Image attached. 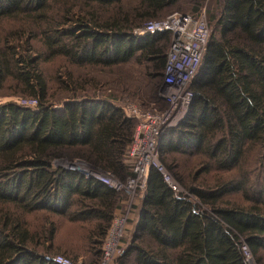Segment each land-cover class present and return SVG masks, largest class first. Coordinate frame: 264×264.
<instances>
[{"label": "trees", "instance_id": "trees-1", "mask_svg": "<svg viewBox=\"0 0 264 264\" xmlns=\"http://www.w3.org/2000/svg\"><path fill=\"white\" fill-rule=\"evenodd\" d=\"M179 1L0 0V94L37 99L0 103V264H58L56 255L71 252L63 222L86 230L84 252L71 254L100 262L121 194L53 160L79 157L122 179L132 174L126 154L138 121L114 97H99L94 72L135 60L163 78L170 34L133 31ZM210 24L193 100L158 147L197 156L185 175L163 158L190 195L152 167L116 264H248L244 242L264 264V0H221ZM60 58L66 65L51 84L42 64ZM236 192L243 202L228 198Z\"/></svg>", "mask_w": 264, "mask_h": 264}, {"label": "built area", "instance_id": "built-area-1", "mask_svg": "<svg viewBox=\"0 0 264 264\" xmlns=\"http://www.w3.org/2000/svg\"><path fill=\"white\" fill-rule=\"evenodd\" d=\"M210 32L204 8L197 14L175 11L164 18L150 20L134 29L133 33L137 36L156 33H169L171 36L161 86V97L169 103L170 107L166 111L156 110L154 112L146 111L134 104L125 108L127 116L139 121L127 155V162L136 175V177L133 173L130 175L134 177H130L128 188L135 189L138 185L136 180L142 181V185L145 186L150 169L155 167L163 174L164 180L179 192V186L172 174L158 162L157 144L162 132L167 128L177 126L187 114L194 97L191 83L206 52ZM21 104L36 106L37 99H23ZM83 174L87 177H94L115 190H120L123 185L116 179L112 180L117 183L94 173ZM125 226L126 217L118 218L115 221L113 218L103 246L101 264H112L118 252L122 253L120 241ZM242 248L247 255L249 248L245 242ZM55 262L58 264H80L63 254L56 255Z\"/></svg>", "mask_w": 264, "mask_h": 264}, {"label": "rangeland", "instance_id": "rangeland-1", "mask_svg": "<svg viewBox=\"0 0 264 264\" xmlns=\"http://www.w3.org/2000/svg\"><path fill=\"white\" fill-rule=\"evenodd\" d=\"M221 0H180L176 5L168 9V11L165 13V15L162 17H166L169 14L175 12V11H184L188 13H194L196 11H200L202 8L206 10L207 14V20L210 27V15L213 13L218 12V6L219 2ZM211 30V27H210ZM170 41L166 43V41H162V45L166 47L165 54L168 53ZM204 57V55H203ZM203 60V58H202ZM201 60V63H202ZM65 64V59H57L55 61L50 62H44L42 64L43 70L47 78L49 79L50 83L53 84V78L60 74V71L62 69V65ZM146 64H139L135 60H132L131 62L125 64L120 70L117 68L111 69V72L106 69L105 72H94V75L99 78L101 85L99 93V97H114L116 99V102L121 105L124 108H128L129 106L138 105L145 109L146 111H166L169 109L170 105L167 101L163 100L161 97L162 92V78H155L152 76H149L146 72ZM201 65V64H200ZM23 99H31L29 97H23L13 94V90L6 89L1 92L0 94V103L6 102V101H15L18 103H21ZM56 107H61V104H56ZM184 119V118H183ZM182 119V120H183ZM182 120L180 122H182ZM138 121V120H137ZM179 122V123H180ZM137 123V122H136ZM139 124V121L137 125ZM179 125V124H178ZM137 127V126H136ZM174 127V126H173ZM136 130V129H135ZM161 137V135H160ZM157 144V154H158V162L162 164L167 171H169L172 176L174 177V180L179 186V192L183 193H190L188 190L175 178L173 173L168 169L165 162L163 161V158H166L168 162H171L173 160L177 161V164L180 165L178 170L183 173L184 175L187 174L190 171L194 170V162L197 158V156H192L189 154V152H161L159 147V140ZM129 147L127 149L128 155ZM128 157V156H127ZM255 153L251 152L250 155L247 158L245 167L249 171L250 176L253 180V177L256 178L258 176V169L255 162ZM129 167V171L133 173V170L131 169L130 165L127 164ZM53 166H62L69 169H74L77 171H81L83 173H94L95 175H99L102 177H107L110 181L116 182L112 179L119 180L123 185L121 186L120 190H116L121 194V200L119 207L117 208L115 215H114V221L118 218L126 217V226L123 236L121 237V249L122 253L124 249L128 246V243L132 239L134 227H135V220L137 215V209L140 205L141 199L144 194V189L146 187L142 185V181L136 180L138 185L135 187V189L128 188V181L131 179L128 176L126 179H122L121 177L115 175V174H106L103 173L101 170L95 168L90 163H88L85 159L75 157H63L59 159L53 160ZM254 171V172H253ZM134 174V173H133ZM135 175V174H134ZM136 177V175H135ZM205 177V176H203ZM191 198L198 203V200L195 196H191ZM228 198L232 199L233 201H239L243 202L241 194L239 192H236L232 195H229ZM62 223L61 226V240L64 242L65 246L71 250L69 254L72 253L73 250L83 251L84 252V242L86 237V230L82 228V226L70 224V223ZM70 237L74 238L73 245L69 244L68 239ZM76 247L77 249L73 248ZM79 247V248H78ZM249 248V247H248ZM122 253L117 254L112 264H116V260ZM66 254L65 256L69 257L71 260L75 262H79L80 264H89L91 261L90 257H84V258H78L76 259L74 255ZM248 255V257H247ZM245 254L247 263L248 264H258L256 262V259L254 255L249 250L248 254ZM102 258L100 259V262L98 264H101ZM128 264H134V258L130 257Z\"/></svg>", "mask_w": 264, "mask_h": 264}]
</instances>
